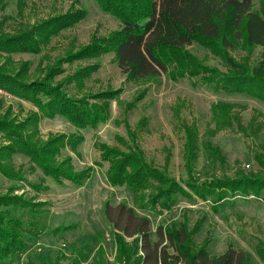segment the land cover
Returning <instances> with one entry per match:
<instances>
[{
  "label": "trees",
  "instance_id": "1",
  "mask_svg": "<svg viewBox=\"0 0 264 264\" xmlns=\"http://www.w3.org/2000/svg\"><path fill=\"white\" fill-rule=\"evenodd\" d=\"M100 8L117 19L121 27L108 36H94L89 44L79 50L67 51L52 64L31 74V61H20L15 68L14 54H40L52 39L63 30L83 20L84 8H71L67 12L51 16L33 26H24L15 32L0 31V90L19 99L29 101L37 110L19 120L12 117L11 108L0 116V172L7 178L24 181L22 165L16 167L13 157L22 154L29 158L30 168L42 173L39 182L31 183L36 192L48 190L46 178L63 185L69 181L83 186L95 170V166L109 163L106 177L111 186H128L134 192V202L142 208L161 203L169 210L177 194L189 199L199 197L218 205L237 195H254L264 202V158L256 156L262 170L238 176L212 177L198 182L193 180V167L198 159L200 132L197 125L184 124L185 165L188 180L185 186L154 162L149 161L137 144V131L127 123L128 138L116 136L118 143L95 140L100 151V160L78 170L71 154L63 151L70 148L79 155V146L85 141L81 131L97 128L111 119V102L118 100L122 88H108L101 92L86 91V81L97 71L100 62L88 64L72 74L57 78L65 72L63 64L78 60H94L113 53L121 71L128 81H151L165 75L173 81L182 78H198L201 84L210 85L216 91L230 94H247L264 101V0H96ZM23 7L26 0H17ZM0 0V7H4ZM193 43L207 48L222 60L226 70L212 66L190 49ZM262 48L261 59L252 64V55L257 47ZM246 54L238 57L235 51ZM15 62V63H14ZM15 68V69H14ZM73 84L74 93L67 90ZM141 91L130 102L128 110L146 96ZM238 105L219 101L213 104L215 130L237 124L238 128L254 135L260 125L253 120L244 126L236 113ZM245 107V106H242ZM178 112L180 108H177ZM65 117L77 131L50 132L43 138L40 122L43 118ZM148 119L140 120L144 126ZM212 159L223 163L225 156L219 147L210 141L205 144ZM169 155V154H168ZM168 160V159H167ZM165 166H168L166 162ZM155 183V192L146 189ZM19 186L12 184L0 192V264L24 252L27 241L26 221L13 210L23 209L41 214L46 201L36 196L18 194ZM103 214L114 231L116 253L111 264H251L250 254L232 244L221 254H211L210 237L197 242L195 235L200 230L196 224L190 228L187 220L179 223L160 224L157 238H152L150 219L138 215L135 209L121 202L104 203ZM74 225L58 226L55 231L65 232ZM259 258L264 261V242L256 246ZM80 264L77 257L56 256L52 264ZM90 264H107L102 246L96 250Z\"/></svg>",
  "mask_w": 264,
  "mask_h": 264
},
{
  "label": "rangeland",
  "instance_id": "2",
  "mask_svg": "<svg viewBox=\"0 0 264 264\" xmlns=\"http://www.w3.org/2000/svg\"><path fill=\"white\" fill-rule=\"evenodd\" d=\"M4 2L5 6L0 7V31L7 33L18 31L24 26H33L71 8H84L87 11L83 20L55 36L42 53L13 55L15 68L20 66V61H31L32 75L47 64L64 57L67 51L73 48L77 51L89 44L94 36H108L121 27L119 19L104 12L96 0H26L23 7L18 5L17 0ZM189 49L207 64L226 70L222 60L211 54L207 48L193 43ZM261 52L260 46L255 49L252 55L253 65L261 59ZM234 54L240 57L246 53L238 50ZM113 58L114 54L108 53L94 60L66 62L63 64L65 72L57 77L62 78L88 64L100 62L101 67L86 81V91L93 93L108 88H122L119 96L122 102H111V119L97 128L81 129L85 141L79 146L80 154H75L70 148L63 151L64 155L73 156L78 170L100 160V151L94 146L96 139L117 144L116 136L128 138L127 124L137 131V144L143 149L147 159L163 170L166 167L168 174L176 177L183 186L189 178L184 158V124L197 125L200 132V148L193 167V180L203 182L212 177H231L262 170L256 156L264 158V101L244 93L216 91L210 85L201 84L198 78L173 81L161 75L148 82L128 81ZM3 60L0 56V62ZM66 88L70 93L76 91L73 84ZM145 89L146 96L134 108L128 110L127 102ZM219 101L236 103V113L244 126H249L253 120L256 125H260L256 133L249 134L250 127L246 133L240 130L236 123L226 129L215 130L216 121L213 120L212 106ZM8 108L12 110V117L19 120L37 110L29 101L0 90V116L5 115ZM177 108H180L179 112ZM143 117L148 119L144 126L139 123ZM40 129L43 138L50 132L77 131L72 123L59 115L52 119L43 118ZM209 141L222 151L226 158L223 163L214 161L211 153L206 150L205 144ZM166 162L168 166H165ZM13 163L16 167L22 165L26 179H9L0 172V192H5L10 185L17 184L19 188L16 193L36 196L38 200L47 203L43 207L46 210L41 214L23 209L13 210L26 221L29 246L24 252L13 256L9 264H52L61 253L77 257L80 264H90L99 246L105 250L106 263L111 264L115 258L116 243L114 231L103 214L106 201L112 205L124 202L133 207L138 215L147 216L154 240L157 238L156 230L160 224L187 220L190 228L196 224L200 226L195 235L197 242L207 236L211 238V254H221L232 244L250 254L251 264H264L256 249L260 240L264 242V202L254 195H237L214 208L211 200H202L199 197L189 199L177 194L169 210L164 209L161 203L156 206L149 204L142 208L134 202V192L128 186L110 185L106 177L108 162L95 166L92 177L83 186L69 181L59 185L51 178H46L45 184L49 185V189L40 192H36L31 183L39 182L42 173L30 168L29 158L16 154ZM155 190L153 183L146 192L151 194ZM72 224L74 227L68 231H55L58 226ZM62 263L66 264V261L63 260Z\"/></svg>",
  "mask_w": 264,
  "mask_h": 264
}]
</instances>
